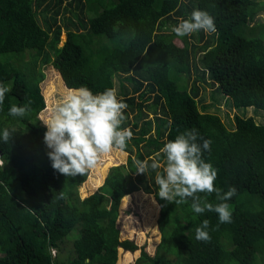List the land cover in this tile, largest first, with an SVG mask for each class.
Segmentation results:
<instances>
[{"label": "trees", "instance_id": "16d2710c", "mask_svg": "<svg viewBox=\"0 0 264 264\" xmlns=\"http://www.w3.org/2000/svg\"><path fill=\"white\" fill-rule=\"evenodd\" d=\"M197 9L211 15L216 28L202 43L194 38L203 40V30L184 37L172 32ZM262 12L264 2L256 0H0V55L16 57L15 62L0 58V85L10 87L0 105V134L12 133L7 144L0 140V264H116L121 249L127 251L117 264L130 263L129 251L137 245L121 240L116 221L121 200L138 190L155 196L163 240L152 254L142 247L135 264H264V123L240 115L225 123L198 107L204 81L216 85L234 108L264 110V39L251 25ZM62 27L67 38L59 47ZM155 48L167 59L159 53L157 61L145 62ZM49 64L61 76L65 94L81 86L102 93L124 75L128 85H121L120 101L127 108L121 129L137 127L147 111L154 114L155 134L147 135L151 121L146 120L140 137L132 139L135 159L129 155L126 165L112 166L104 183L83 198L79 189L90 171L58 173L43 141L41 85ZM181 75L187 77L182 89ZM6 98L13 101L8 107ZM13 105L29 111L10 116ZM130 113L133 121L127 119ZM192 129L198 144L211 141L201 158L217 170L214 186L221 193L235 188L227 201L215 192L197 195L213 206L227 203L229 223H220L214 211L196 214L191 198L185 204L160 199L137 176L135 160L156 156L165 143ZM106 161L105 168L110 156ZM205 220L208 242L195 239ZM72 231L79 234L73 240L68 239ZM68 240L71 247L62 258Z\"/></svg>", "mask_w": 264, "mask_h": 264}, {"label": "clouds", "instance_id": "9594fccd", "mask_svg": "<svg viewBox=\"0 0 264 264\" xmlns=\"http://www.w3.org/2000/svg\"><path fill=\"white\" fill-rule=\"evenodd\" d=\"M213 33L216 31L214 19L206 11L193 10L189 19H182L172 28L179 37L189 36L198 31ZM10 87L0 85V105ZM127 105L117 99L114 89H106L102 93L93 94L90 89L81 86L69 89L63 101L58 103L50 116L43 121L46 131L43 141L51 151L47 153L51 167L65 176L84 175L95 168L102 155L113 150H123L127 141L132 138L129 128L121 129L125 119L124 110ZM29 111L27 106L13 105L9 115L23 117ZM12 137L8 129L0 134V140L7 144ZM198 133L195 129L179 134L159 150L155 157L148 160H135L138 173L163 168V174L157 172L154 182L158 186L157 195L169 203L185 204L192 199L191 209L196 214L214 211L220 223L231 222V211L227 203L215 206L203 202L198 193H216L217 199L227 201L235 194V188L227 192L214 186L217 170L202 157V149L210 151V140L198 144ZM163 154L164 163L158 157ZM1 160V158H0ZM2 162L0 161V165ZM207 220L195 229V239L208 242L211 237L206 229ZM148 252V251H147ZM154 253V252H153ZM85 264L90 261L85 260Z\"/></svg>", "mask_w": 264, "mask_h": 264}, {"label": "rangeland", "instance_id": "374dc122", "mask_svg": "<svg viewBox=\"0 0 264 264\" xmlns=\"http://www.w3.org/2000/svg\"><path fill=\"white\" fill-rule=\"evenodd\" d=\"M256 1L264 2V0H256ZM94 19L95 18L91 17L89 19V23L94 22ZM253 24L257 25L254 30L257 32V34H259V36H261L264 39L263 12L258 14L254 18V21L251 22V25ZM170 26L173 27V24H170ZM205 33L206 35L203 38V40L197 41V38H194L195 42L196 43L204 42L209 37L207 32ZM66 38H67V33L62 27L60 41L58 43L59 47L63 46ZM190 40L193 41L191 37ZM262 41L264 43V40ZM175 42L179 46L183 45L181 39L179 38L175 39ZM159 53L164 56V52H162L161 49L155 48L153 52H150L148 54L145 62L149 63V62L157 61ZM0 58L7 62L16 61V57H14L13 53L1 54ZM164 58L167 59L166 56H164ZM45 73H46V78L41 85L42 93L45 98V108L39 114V118L42 124L43 121L50 116L51 110L58 103L62 102L63 98L67 95L64 93V91L66 90V86L61 76H59V74L56 72V70L53 68L51 64L47 66V68L45 69ZM195 76L196 73L192 72L190 79L192 78L193 80ZM186 79L187 77H185L184 75L179 76L178 84L180 85L181 89L183 88V85L187 83ZM121 85H123L124 87L128 85V81L124 79V75H119L118 77L114 78L113 89L116 92V96L118 100L122 98ZM128 88H131V85H129ZM12 103L13 101L6 98L5 107H8ZM203 106L206 107L205 109L206 111L217 113L225 123H228L229 121L231 123V121H233L234 115L253 117L257 123H264V110L249 106L245 108L243 107L234 108L230 99H228L227 96L222 94L216 88V85H213L209 82L200 81V95L198 98V107L200 110H204ZM133 115L134 113H130L127 119L133 121L134 120ZM146 120L151 121V127L147 135L149 137H152L155 134V120L152 111H147L146 115H144V118L138 121L137 127L132 128L131 124L129 126H126L125 128H129L132 131V138L127 141V144L129 145L128 147H130V149L128 151L113 150L111 153L107 155H102L100 157L97 166L89 170L90 172L87 180L85 181V183L81 185L79 189V194L82 198L93 193V191H95L98 187H100L104 183L106 175L108 174L109 169L112 166L126 165L129 155H131V157L133 158L135 157L137 147L133 143L132 139L140 137V128ZM143 144H145L144 141H141L139 146L141 147V150L144 152L145 149L143 147ZM108 156H110L111 164L107 165L105 168L104 166L107 162L106 160ZM153 157H155V155L145 158V160H148L149 163H151V158ZM0 161L3 163L2 160ZM160 162L161 164H163L164 158H162ZM104 172L105 174H103L104 177L101 180V184L99 186H95L94 183H96L97 180L101 178V175ZM157 172L163 174V168H159L156 170L150 169L147 174H142V173L137 174V176L141 175L146 179L145 184L148 185V187L151 188L155 193L158 192V186L154 182ZM135 192L137 193L128 194V198L125 201L121 200L119 216L117 217V221H116V226L119 229L121 240L128 239L137 245L136 250L129 251L132 256L131 257L132 261L128 264H135V261L139 256L142 247H144V250L148 251V253L152 254L155 250V247L159 244L160 241L163 240V237L161 235V232L159 231L158 223H157V219L159 215V206H158L159 204L157 203L155 196L152 193H146L143 190H138ZM78 235L79 234L77 231H72V233L68 236V239L73 240V238ZM70 242L71 240L65 241L66 248L62 251V258L67 257V254L71 247ZM123 251H127V250L121 249V251H118L116 264L121 260V258L124 257L125 253H123Z\"/></svg>", "mask_w": 264, "mask_h": 264}, {"label": "crops", "instance_id": "0c3cea01", "mask_svg": "<svg viewBox=\"0 0 264 264\" xmlns=\"http://www.w3.org/2000/svg\"><path fill=\"white\" fill-rule=\"evenodd\" d=\"M124 153H126V152H124ZM133 193H137V192H133Z\"/></svg>", "mask_w": 264, "mask_h": 264}]
</instances>
